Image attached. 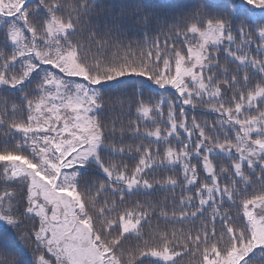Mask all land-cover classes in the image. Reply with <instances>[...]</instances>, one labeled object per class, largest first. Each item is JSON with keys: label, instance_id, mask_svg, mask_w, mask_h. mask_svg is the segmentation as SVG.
<instances>
[{"label": "snow or ice", "instance_id": "snow-or-ice-1", "mask_svg": "<svg viewBox=\"0 0 264 264\" xmlns=\"http://www.w3.org/2000/svg\"><path fill=\"white\" fill-rule=\"evenodd\" d=\"M0 264H264V0H0Z\"/></svg>", "mask_w": 264, "mask_h": 264}, {"label": "trees", "instance_id": "trees-1", "mask_svg": "<svg viewBox=\"0 0 264 264\" xmlns=\"http://www.w3.org/2000/svg\"><path fill=\"white\" fill-rule=\"evenodd\" d=\"M161 2H164V1L161 0ZM167 2H173V0H168ZM175 2H182V0H175ZM216 2H218V3H223L224 0H216Z\"/></svg>", "mask_w": 264, "mask_h": 264}, {"label": "rangeland", "instance_id": "rangeland-1", "mask_svg": "<svg viewBox=\"0 0 264 264\" xmlns=\"http://www.w3.org/2000/svg\"><path fill=\"white\" fill-rule=\"evenodd\" d=\"M164 1V0H163ZM168 1V0H167Z\"/></svg>", "mask_w": 264, "mask_h": 264}]
</instances>
